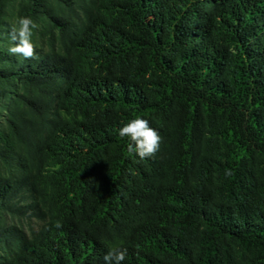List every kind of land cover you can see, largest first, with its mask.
<instances>
[{"label":"trees","instance_id":"obj_1","mask_svg":"<svg viewBox=\"0 0 264 264\" xmlns=\"http://www.w3.org/2000/svg\"><path fill=\"white\" fill-rule=\"evenodd\" d=\"M23 16L35 59L8 52ZM137 117L144 160L118 135ZM114 246L264 264V0H0V264Z\"/></svg>","mask_w":264,"mask_h":264},{"label":"clouds","instance_id":"obj_2","mask_svg":"<svg viewBox=\"0 0 264 264\" xmlns=\"http://www.w3.org/2000/svg\"><path fill=\"white\" fill-rule=\"evenodd\" d=\"M39 25L28 16L19 17L11 24L8 31L9 47L8 52L13 55L22 56L25 59H35L36 46L33 43V30ZM120 138H127L126 154L137 155L140 160L154 157L159 151L161 136L152 128L149 121L140 117L129 120L118 129ZM231 169L225 170V175H232ZM57 229L63 225L57 221L54 225ZM127 248L119 246L111 247L104 255L105 264H122L127 256Z\"/></svg>","mask_w":264,"mask_h":264}]
</instances>
